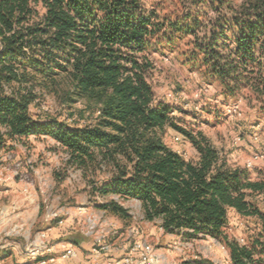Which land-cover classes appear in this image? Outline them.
<instances>
[{
  "label": "trees",
  "instance_id": "16d2710c",
  "mask_svg": "<svg viewBox=\"0 0 264 264\" xmlns=\"http://www.w3.org/2000/svg\"><path fill=\"white\" fill-rule=\"evenodd\" d=\"M225 3L196 0L216 16L167 26L197 39L193 59L225 97H243L264 111V0H250L241 12H224ZM163 27L142 0H0V153L31 135L51 137L79 169L109 171L95 188L100 196L140 202L146 222L183 241H223L231 264H264V228L245 245L226 232L231 210L264 222L249 200L264 194V177L231 167L209 138L182 125L180 110L158 100L149 82L148 49ZM61 95L88 103L94 121L72 128L33 112L44 97ZM168 131L188 140L197 160L172 150ZM99 207L132 220L114 199ZM185 264L215 263L199 257Z\"/></svg>",
  "mask_w": 264,
  "mask_h": 264
},
{
  "label": "rangeland",
  "instance_id": "374dc122",
  "mask_svg": "<svg viewBox=\"0 0 264 264\" xmlns=\"http://www.w3.org/2000/svg\"><path fill=\"white\" fill-rule=\"evenodd\" d=\"M195 1L142 0L146 12H155L164 24L163 32L148 49L154 64L149 82L158 100L180 110L175 116L184 127L203 133L231 167L246 168L258 180L264 177V111L250 108L243 97H225L221 84L209 78L200 60L193 59L198 53L197 39L182 32L172 34L167 26L169 22L191 25L195 17L205 21L216 16L203 5L196 6ZM225 1L224 12L228 6L241 12L250 0ZM188 14L193 18L185 19ZM89 106L83 101L71 104L62 95L46 96L33 112L82 129L94 121ZM164 141L186 160H197L196 149L179 133L168 131ZM12 146V150L0 153V217L9 233L0 241V251L27 255L40 233L63 226L74 241L93 247L105 243L112 250L107 255L114 254L116 248L125 249L121 260L129 256L133 264H148L141 254L131 253L138 241L152 247V264H185L199 257L215 264H231L223 241H183L166 234L158 222H146L140 202L100 196L95 188L108 178L109 171L104 167L79 169L53 138L31 135ZM111 199L128 210L132 217L129 223L99 207ZM249 200L264 214V194L250 195ZM228 217L227 235L243 245L264 228L260 219L239 216L234 210Z\"/></svg>",
  "mask_w": 264,
  "mask_h": 264
},
{
  "label": "crops",
  "instance_id": "0c3cea01",
  "mask_svg": "<svg viewBox=\"0 0 264 264\" xmlns=\"http://www.w3.org/2000/svg\"><path fill=\"white\" fill-rule=\"evenodd\" d=\"M4 218L0 217V241H3L4 237L9 235L4 226ZM63 226L53 227L47 230V233L50 238V242L55 245L57 253L62 250L63 245H72L77 252L75 258L70 260H62L59 256L56 255V261L49 264H117L121 261L122 257L125 255L126 250L122 251L119 248H116V252H112L111 255L105 254L99 258H94L91 255L93 246L88 244L80 243L79 241H74L71 239V234L68 231H65ZM59 232H61L59 234ZM69 236V237H68ZM122 249V247H120ZM114 250V251H115ZM124 251V252H123ZM106 256V257H105ZM109 256V257H107ZM0 264H41L40 260H32L27 255H23L20 252L14 251H0Z\"/></svg>",
  "mask_w": 264,
  "mask_h": 264
},
{
  "label": "built area",
  "instance_id": "2783aa9c",
  "mask_svg": "<svg viewBox=\"0 0 264 264\" xmlns=\"http://www.w3.org/2000/svg\"><path fill=\"white\" fill-rule=\"evenodd\" d=\"M61 225V224H60ZM136 235H139V231L134 232ZM32 249H27V256L32 259L39 261L41 264L54 263L56 261V255L59 254V258L62 260H70L76 257V249L72 245H63L62 250L57 253L56 247L50 242V238L47 232L40 233V235L33 242ZM111 248L105 243L102 244L99 242L94 245L91 251V255L94 258H99L105 253L112 251ZM131 253H139L144 258V261L148 264H152L154 261L153 249L150 245H147L145 242L138 241L134 243ZM130 255V254H129ZM117 264H133V261L129 256Z\"/></svg>",
  "mask_w": 264,
  "mask_h": 264
}]
</instances>
